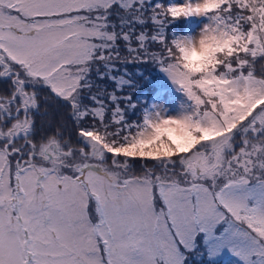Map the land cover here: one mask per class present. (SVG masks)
Listing matches in <instances>:
<instances>
[{
    "label": "snow or ice",
    "instance_id": "6c2138e0",
    "mask_svg": "<svg viewBox=\"0 0 264 264\" xmlns=\"http://www.w3.org/2000/svg\"><path fill=\"white\" fill-rule=\"evenodd\" d=\"M0 264H264V0H0Z\"/></svg>",
    "mask_w": 264,
    "mask_h": 264
},
{
    "label": "rangeland",
    "instance_id": "374dc122",
    "mask_svg": "<svg viewBox=\"0 0 264 264\" xmlns=\"http://www.w3.org/2000/svg\"><path fill=\"white\" fill-rule=\"evenodd\" d=\"M257 71H261V69H260V67H259V66L257 67Z\"/></svg>",
    "mask_w": 264,
    "mask_h": 264
}]
</instances>
